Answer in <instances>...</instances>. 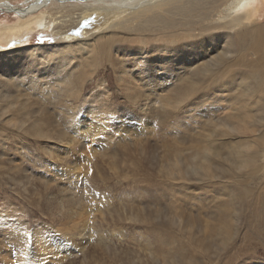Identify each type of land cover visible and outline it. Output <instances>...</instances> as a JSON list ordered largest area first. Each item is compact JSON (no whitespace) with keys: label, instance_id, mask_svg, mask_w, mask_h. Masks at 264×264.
<instances>
[{"label":"rangeland","instance_id":"obj_1","mask_svg":"<svg viewBox=\"0 0 264 264\" xmlns=\"http://www.w3.org/2000/svg\"><path fill=\"white\" fill-rule=\"evenodd\" d=\"M50 6L23 18L0 8L5 264H240L264 247V71L243 64L264 29V0L253 5V35L231 31L226 45L219 32L201 73L182 43L156 53L147 44L142 63L138 43L108 44L112 30L83 27L59 43L69 35L36 28L7 41L10 27L62 19ZM225 83L215 107L177 118ZM30 149L57 166L34 163Z\"/></svg>","mask_w":264,"mask_h":264},{"label":"bare ground","instance_id":"obj_2","mask_svg":"<svg viewBox=\"0 0 264 264\" xmlns=\"http://www.w3.org/2000/svg\"><path fill=\"white\" fill-rule=\"evenodd\" d=\"M32 1L33 3H31L28 8L20 9L19 7H14L11 3L12 1L4 0L0 2V8L11 10L23 18L26 15L36 14L42 10L44 11V9L47 10L50 5H55L59 12L63 13V15L60 16L62 19H58L59 21L56 22L53 16L41 17L40 15L26 24H18L17 26L10 27L9 30H7L8 37H10L7 41H11V38L22 36L26 31H31L36 28L44 31H52L54 34L60 36H64L65 34L69 35L67 38H59V43L69 42V40L73 39L70 35H76L77 29L83 27H85L83 32L86 36L89 34L93 36H104L109 30H112L114 33L109 37L108 44L117 45L119 42L122 43L123 40L126 43H138L140 49L135 56L137 60L141 61L144 59L145 46L150 43L156 46L152 52L156 53L161 50L160 48H163L164 52H168L169 47H171L173 51V48L176 47L178 43H182L183 46H185L187 42L190 43V40H193L198 33L207 30H214L217 34L223 32L224 34L222 33V36H224L226 45L230 39L229 32L231 31H235L239 36H242L244 33L253 35L249 27L252 26L256 14V8L253 6L255 0H234L229 4L227 3L228 0H29L28 3ZM31 17L33 16L31 15ZM118 33H127L128 38H126L128 41L122 38ZM133 35H135L137 40L132 39ZM254 35L253 53L252 48L248 50L246 54L247 60L244 61L243 64L246 65L248 62L252 64L251 66L264 71V29L256 28ZM244 36H246L244 37V39H246L248 35ZM7 41H3L2 39V42ZM82 41H84V39H82ZM245 43L243 44L245 45ZM244 45L242 46L244 47ZM62 47L63 45H60L55 48L56 51L53 50L52 52L57 55V53H59V48L61 49ZM38 48L41 49V47L32 46L31 50L35 51ZM105 48H107V46ZM32 54L33 53H29L28 51L23 52L24 57L27 55L31 56ZM157 63L159 64V62ZM195 67H197V71L200 73L207 68V66L204 67L203 63L197 64ZM7 81L11 82L9 80ZM65 179H67L66 176ZM20 225L22 224H19V226ZM19 228H21V226ZM16 234L19 241L26 240L22 229L18 230Z\"/></svg>","mask_w":264,"mask_h":264},{"label":"snow or ice","instance_id":"obj_3","mask_svg":"<svg viewBox=\"0 0 264 264\" xmlns=\"http://www.w3.org/2000/svg\"><path fill=\"white\" fill-rule=\"evenodd\" d=\"M221 40H222L221 35L217 34L214 30H207L205 32L198 33L196 37L190 43L185 45V48L190 50L187 53V55L192 57V59L188 61L189 66L192 64H197L201 60L207 59L208 56L211 55L212 51H218ZM4 75L6 74L0 72V87H4L5 85V81L3 79ZM180 75H183V72H181ZM193 75L195 76V74ZM239 78H240L239 76L234 77L233 81L238 80ZM227 87H228V84L225 83L221 85L219 88L214 89L210 93L203 92L199 96H196L194 99L191 100V103H189L183 109V111L179 114L177 118H181L185 114L194 112L197 109H204L206 107L207 108L215 107L213 98L216 97L220 92H222ZM189 95H194V91L190 93ZM182 102H183V99L181 100V103ZM6 139L7 138L0 139V145L4 144ZM46 147H50V145L43 144V145L36 146V148H46ZM0 151H3V149L0 148ZM29 151H31L32 153V158H33L34 163L38 162L41 167H56L57 166L51 161V159L42 158L35 149H30ZM2 198H3L2 194H0V199ZM3 252H4V249H0V264H5L2 258ZM38 259H42V257H38ZM240 264H264V247L253 246V248L250 249L248 253L242 257Z\"/></svg>","mask_w":264,"mask_h":264}]
</instances>
